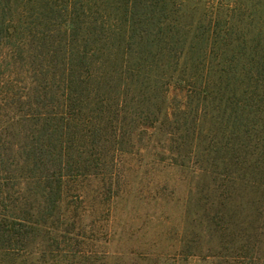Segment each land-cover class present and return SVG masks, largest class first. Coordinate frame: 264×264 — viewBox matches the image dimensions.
<instances>
[{
	"label": "trees",
	"instance_id": "trees-1",
	"mask_svg": "<svg viewBox=\"0 0 264 264\" xmlns=\"http://www.w3.org/2000/svg\"><path fill=\"white\" fill-rule=\"evenodd\" d=\"M219 1L0 0V264H160L231 240L234 194L264 185V0ZM105 193L152 222L180 207L154 228L167 248L127 253Z\"/></svg>",
	"mask_w": 264,
	"mask_h": 264
},
{
	"label": "rangeland",
	"instance_id": "rangeland-1",
	"mask_svg": "<svg viewBox=\"0 0 264 264\" xmlns=\"http://www.w3.org/2000/svg\"><path fill=\"white\" fill-rule=\"evenodd\" d=\"M227 1L233 3L234 0ZM208 2H210V5L216 6L220 1L204 0V3ZM171 97L180 100L183 94L172 92ZM261 170L264 172V167H262ZM256 180L258 181L257 178ZM259 180L262 182L261 178H259ZM252 183L243 184L242 190H238L234 194V205L237 207V213H240V216L234 219L233 228L230 229L232 235L231 240L222 245L219 242H215L210 254L211 256H207L209 254L204 250L203 254L199 257L191 258L188 261L170 252L171 250L167 248L169 243L166 242L164 246H166L167 250L162 252L163 258L160 264H264V185L261 186L260 183L257 182L254 184V187H252ZM262 184H264V182H262ZM102 185L101 188L104 192L109 190V184ZM89 186L88 189L90 190H88V194L91 197L89 198V203L90 207L94 208V206H97L94 200L96 196L94 192L97 183L95 180L91 181ZM106 193L103 195V199L106 198L105 202L101 200L102 215L104 216L103 225L105 228L114 229V231L117 232L127 231L126 236L122 240V243H125V247L129 246L126 248V252L135 255L137 251H142L146 248L159 250V247L156 248L153 246L154 228L156 229L157 227V230L160 232L169 229L171 225L173 226L172 223L175 222L178 215L181 213V208L174 205L171 208L168 207L163 213L158 215L157 220H153L152 222L151 219H138V217H135L136 211L132 205L133 199L130 198L128 200L129 204L126 208L121 204L118 205V203L112 206V200L107 197L108 195ZM100 199H102V196ZM117 201H120V198ZM114 214H118V217L113 218ZM252 221H256V227L260 228L257 240L253 238L255 232L251 228ZM117 241L118 240H116V242ZM163 247L159 252L163 250ZM112 264L133 263L126 261V259H121L113 261ZM134 264H156V262L144 261Z\"/></svg>",
	"mask_w": 264,
	"mask_h": 264
}]
</instances>
